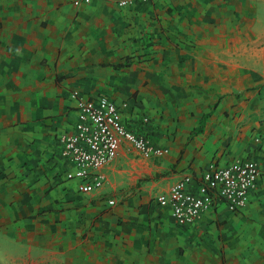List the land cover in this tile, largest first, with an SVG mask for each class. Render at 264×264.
Returning a JSON list of instances; mask_svg holds the SVG:
<instances>
[{
  "label": "crops",
  "instance_id": "crops-1",
  "mask_svg": "<svg viewBox=\"0 0 264 264\" xmlns=\"http://www.w3.org/2000/svg\"><path fill=\"white\" fill-rule=\"evenodd\" d=\"M74 90L109 96L166 154L125 141L105 185L79 191L59 142ZM237 160L260 170L244 211L218 199L183 227L159 204ZM30 263L264 264V0H0V264Z\"/></svg>",
  "mask_w": 264,
  "mask_h": 264
},
{
  "label": "built area",
  "instance_id": "built-area-1",
  "mask_svg": "<svg viewBox=\"0 0 264 264\" xmlns=\"http://www.w3.org/2000/svg\"><path fill=\"white\" fill-rule=\"evenodd\" d=\"M119 8H129L152 0H106ZM93 0H74L76 6L90 4ZM72 97L78 102V117L74 132L59 135L61 155L72 166L67 171L68 180L79 181V191L91 193L100 190L107 176L102 169L119 153L123 142L143 158L163 157L167 149L155 145L147 136L128 129L122 119V110L106 94L84 96L74 90ZM127 104H123L126 106ZM260 170L255 161L237 160L226 165L211 162L203 171L196 189L190 188L193 175L177 180L168 192L160 194V205L170 206L176 222L183 227L196 223L210 211L218 199L225 202L233 213L244 211L251 202V192L256 187ZM118 198L107 200L116 205Z\"/></svg>",
  "mask_w": 264,
  "mask_h": 264
},
{
  "label": "rangeland",
  "instance_id": "rangeland-1",
  "mask_svg": "<svg viewBox=\"0 0 264 264\" xmlns=\"http://www.w3.org/2000/svg\"><path fill=\"white\" fill-rule=\"evenodd\" d=\"M225 210L229 212V209L226 208ZM30 264H31V263H30Z\"/></svg>",
  "mask_w": 264,
  "mask_h": 264
},
{
  "label": "trees",
  "instance_id": "trees-1",
  "mask_svg": "<svg viewBox=\"0 0 264 264\" xmlns=\"http://www.w3.org/2000/svg\"><path fill=\"white\" fill-rule=\"evenodd\" d=\"M199 129H197V131H198Z\"/></svg>",
  "mask_w": 264,
  "mask_h": 264
}]
</instances>
